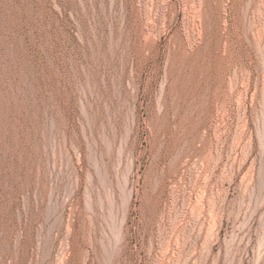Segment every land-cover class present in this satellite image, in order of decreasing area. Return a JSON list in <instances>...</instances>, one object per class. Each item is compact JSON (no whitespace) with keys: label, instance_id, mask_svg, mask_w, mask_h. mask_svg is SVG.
Here are the masks:
<instances>
[{"label":"rangeland","instance_id":"rangeland-1","mask_svg":"<svg viewBox=\"0 0 264 264\" xmlns=\"http://www.w3.org/2000/svg\"><path fill=\"white\" fill-rule=\"evenodd\" d=\"M61 263L264 264V0H0V264Z\"/></svg>","mask_w":264,"mask_h":264},{"label":"bare ground","instance_id":"bare-ground-1","mask_svg":"<svg viewBox=\"0 0 264 264\" xmlns=\"http://www.w3.org/2000/svg\"><path fill=\"white\" fill-rule=\"evenodd\" d=\"M200 20V19H199ZM86 257V256H85ZM63 261V260H62ZM62 264V263H61Z\"/></svg>","mask_w":264,"mask_h":264}]
</instances>
